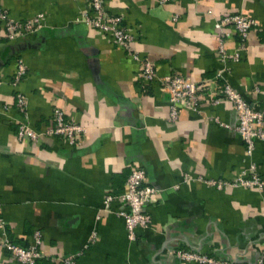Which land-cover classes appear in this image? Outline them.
I'll return each instance as SVG.
<instances>
[{
  "label": "crops",
  "instance_id": "1",
  "mask_svg": "<svg viewBox=\"0 0 264 264\" xmlns=\"http://www.w3.org/2000/svg\"><path fill=\"white\" fill-rule=\"evenodd\" d=\"M85 4L0 0L17 19L43 14V26L21 38L6 39L0 27V208L9 237L26 245L38 229L37 264H62L69 254L72 264H192L178 259L175 248L254 264L264 248V189H218L201 179L232 178L250 161L264 178V141L245 154L227 100L201 101L170 120L160 82L142 80L131 51L77 20ZM104 6L122 16L135 38L131 50L151 60L157 76L208 78L212 89L222 66L215 21L234 12L252 17L245 48L223 64V74L264 117V0H104ZM223 46L236 50L233 33ZM17 60L25 74L13 85ZM15 92L26 98L25 117L15 108ZM54 106L85 127L79 143L47 134L17 138L19 121L37 132L49 127ZM133 166L144 169L157 192L145 207L149 225L129 239L118 202L106 209L102 199L124 190ZM0 264H17L2 247Z\"/></svg>",
  "mask_w": 264,
  "mask_h": 264
},
{
  "label": "built area",
  "instance_id": "2",
  "mask_svg": "<svg viewBox=\"0 0 264 264\" xmlns=\"http://www.w3.org/2000/svg\"><path fill=\"white\" fill-rule=\"evenodd\" d=\"M155 1L158 4H163L172 0ZM77 20L107 35L113 44L131 51L132 58L140 64L139 77L142 80L160 82L162 90L167 95L168 118L170 120H175L182 108L197 109L201 101L214 104L221 100H227L234 110L236 122L233 128L244 143L245 154L248 156L252 154L255 141H264L263 113L255 108L241 91L233 87L223 74L225 70L223 64L226 61H236L240 57V51L245 48L247 33L256 25L252 17L241 12H234L223 14L215 21L214 27L219 35L217 53L219 62L222 64L216 69L213 76L220 81L215 89L210 87L211 79L208 78L197 82L188 75L179 73L157 76L153 62L145 57H140L136 51L131 50V43L135 39L134 35L122 23L120 14L110 13L106 10L104 0H86L85 7L79 11ZM42 26L43 14L41 12L25 19H17L12 17L5 7L0 6V27L3 36L8 40L24 37ZM227 27L231 32L227 31ZM231 33L235 35L238 46L235 51L228 52L223 46V39ZM24 74L25 67L21 60H17L11 76V84L15 85L23 78ZM14 97L16 110L25 117L26 98L20 92H15ZM212 119L221 126H227L215 115L212 116ZM51 122L49 127L37 132L30 128L27 122L19 121L17 138H28L35 141L41 134L56 135L68 144L75 145L81 141L85 134V127L65 119L64 112L60 107L52 108ZM201 180L218 189L230 186L254 188L258 191L264 189V178L258 173L253 161L249 162L246 171L238 173L232 178H202ZM156 192L155 187L147 182L144 169L140 166H133L125 178L124 190L118 194L105 193L102 205L107 209L113 200L118 202L116 214L123 219L127 238L133 239L135 229L147 227L151 221L150 214L145 207L155 198ZM40 244L41 233L38 229L34 230L31 241L26 245H21L11 239L7 233L6 221L0 208V247L8 253L11 260L17 264H37L42 257ZM172 252L181 261L192 264H245L194 249L175 248ZM74 256L75 254L64 256L61 259L62 264H72ZM254 264H264V248L259 250Z\"/></svg>",
  "mask_w": 264,
  "mask_h": 264
},
{
  "label": "trees",
  "instance_id": "3",
  "mask_svg": "<svg viewBox=\"0 0 264 264\" xmlns=\"http://www.w3.org/2000/svg\"><path fill=\"white\" fill-rule=\"evenodd\" d=\"M12 239V238H11ZM15 242H17V241H15ZM18 243V242H17ZM19 244H21V245H24V244H22V243H19Z\"/></svg>",
  "mask_w": 264,
  "mask_h": 264
}]
</instances>
